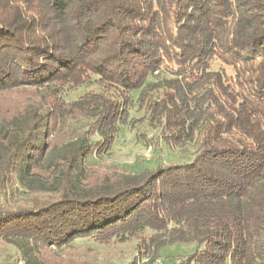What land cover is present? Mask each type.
<instances>
[{
	"label": "trees",
	"instance_id": "trees-1",
	"mask_svg": "<svg viewBox=\"0 0 264 264\" xmlns=\"http://www.w3.org/2000/svg\"><path fill=\"white\" fill-rule=\"evenodd\" d=\"M0 96V242L22 264L132 238L152 262L264 264V0H0ZM134 103L150 157L101 178Z\"/></svg>",
	"mask_w": 264,
	"mask_h": 264
},
{
	"label": "rangeland",
	"instance_id": "rangeland-1",
	"mask_svg": "<svg viewBox=\"0 0 264 264\" xmlns=\"http://www.w3.org/2000/svg\"><path fill=\"white\" fill-rule=\"evenodd\" d=\"M86 89L87 87L80 88L69 98L82 94ZM137 95L138 92L132 93L133 100H136ZM16 106V98L0 96V110L10 113ZM128 120L132 122L130 125L132 128L129 125L121 127L111 150L95 160L103 167L99 170L101 178L112 177L113 174H117L116 169L135 172L138 169L139 159L146 162L150 157L151 150L146 146L143 138L154 136V130L148 125L143 111L137 109L136 103L129 108ZM140 135L145 137H140ZM97 178L101 180L100 177ZM137 244H139V240L133 238L123 242L110 240L107 243L79 240L74 243L71 249L54 252L50 257L58 258V261L66 260L74 263L86 261L93 264H152L154 261L152 262L150 258L139 253ZM193 250L194 244L172 245L163 249L156 260H159L160 264H177L183 256L190 254ZM0 262L22 264L17 251L2 242H0Z\"/></svg>",
	"mask_w": 264,
	"mask_h": 264
},
{
	"label": "built area",
	"instance_id": "built-area-1",
	"mask_svg": "<svg viewBox=\"0 0 264 264\" xmlns=\"http://www.w3.org/2000/svg\"><path fill=\"white\" fill-rule=\"evenodd\" d=\"M152 264H160V262H159V260H156Z\"/></svg>",
	"mask_w": 264,
	"mask_h": 264
}]
</instances>
